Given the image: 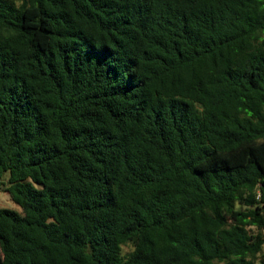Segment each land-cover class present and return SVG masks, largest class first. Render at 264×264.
I'll return each mask as SVG.
<instances>
[{"label": "trees", "instance_id": "1", "mask_svg": "<svg viewBox=\"0 0 264 264\" xmlns=\"http://www.w3.org/2000/svg\"><path fill=\"white\" fill-rule=\"evenodd\" d=\"M0 264H264V0H0Z\"/></svg>", "mask_w": 264, "mask_h": 264}, {"label": "rangeland", "instance_id": "2", "mask_svg": "<svg viewBox=\"0 0 264 264\" xmlns=\"http://www.w3.org/2000/svg\"><path fill=\"white\" fill-rule=\"evenodd\" d=\"M9 174L6 173L0 180V208L20 211V207L14 203L10 195L5 192V188L8 186Z\"/></svg>", "mask_w": 264, "mask_h": 264}]
</instances>
